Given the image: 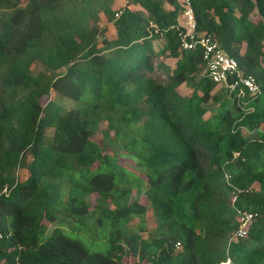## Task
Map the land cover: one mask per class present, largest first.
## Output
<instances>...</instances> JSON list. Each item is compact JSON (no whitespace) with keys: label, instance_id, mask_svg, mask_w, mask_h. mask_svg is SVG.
I'll return each instance as SVG.
<instances>
[{"label":"trees","instance_id":"1","mask_svg":"<svg viewBox=\"0 0 264 264\" xmlns=\"http://www.w3.org/2000/svg\"><path fill=\"white\" fill-rule=\"evenodd\" d=\"M123 1L0 0V262L264 264V0H191L258 83L244 96L180 49L182 0ZM238 209L259 214L244 238ZM82 219L108 225L107 252L56 227Z\"/></svg>","mask_w":264,"mask_h":264},{"label":"built area","instance_id":"2","mask_svg":"<svg viewBox=\"0 0 264 264\" xmlns=\"http://www.w3.org/2000/svg\"><path fill=\"white\" fill-rule=\"evenodd\" d=\"M130 0H125L124 6L129 5ZM183 11L180 16V22L174 27L177 33L179 47L182 50L201 49V58L205 63L209 80L219 86L230 91L236 92L239 96L245 93H260V87L252 75H244L239 71L238 63L235 59L228 57L223 50L219 48L218 43L211 37L198 32L194 16V10L191 0H182ZM123 10L116 12L115 17H119ZM11 192L8 185H0V205L4 197ZM248 192V190H244ZM236 196L233 195L231 202L233 203ZM238 220V229L235 236L244 238L252 220L257 218V212H248L238 209L236 211ZM12 238L10 232L0 231V246L2 243ZM179 244H177L178 246ZM0 264H6L0 262ZM18 264V263H15ZM221 264H230L229 261Z\"/></svg>","mask_w":264,"mask_h":264},{"label":"rangeland","instance_id":"3","mask_svg":"<svg viewBox=\"0 0 264 264\" xmlns=\"http://www.w3.org/2000/svg\"><path fill=\"white\" fill-rule=\"evenodd\" d=\"M170 65L174 63L173 60L168 61ZM35 70H41V67H35ZM51 98L54 101V105L58 107H62L65 109H71L73 108L76 103L70 99L64 98L63 96L51 94ZM49 99H46L44 101V104L46 101ZM211 106V105H209ZM120 162L125 165L127 169L135 173L136 175L141 174L139 170H137L134 165L132 164L131 161L127 160L124 157H121ZM25 171L20 169L19 170V180H24L25 176ZM134 197V196H133ZM135 200L144 203V198L142 196L140 197H135ZM91 201V209L94 208L95 203H94V196H91L90 198ZM141 223L139 222L138 219H134L130 222V227H137ZM145 225L147 226V229L153 228L154 222L152 220L151 214H146L145 217ZM56 227H59L61 232L74 239L79 241L87 250L93 251V252H100V253H105L109 250V243H108V235H109V228L108 225L105 224H99L97 221H87V219H82L79 223H74V224H57ZM55 228V227H54ZM47 233L49 234L52 231V228L49 230L47 229ZM122 264H140L138 260L133 257L129 256L128 259H125L122 261Z\"/></svg>","mask_w":264,"mask_h":264},{"label":"crops","instance_id":"4","mask_svg":"<svg viewBox=\"0 0 264 264\" xmlns=\"http://www.w3.org/2000/svg\"><path fill=\"white\" fill-rule=\"evenodd\" d=\"M124 2H125V0L123 1V5H124Z\"/></svg>","mask_w":264,"mask_h":264}]
</instances>
